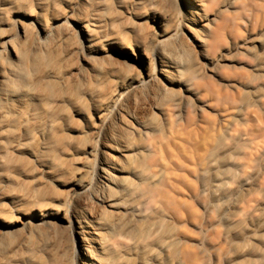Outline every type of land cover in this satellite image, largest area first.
<instances>
[{"label":"bare ground","instance_id":"obj_1","mask_svg":"<svg viewBox=\"0 0 264 264\" xmlns=\"http://www.w3.org/2000/svg\"><path fill=\"white\" fill-rule=\"evenodd\" d=\"M242 51L263 78L264 0H0V264H200L175 204L189 161L168 144L189 107L217 98L205 73ZM206 163L219 182L220 161ZM236 217L220 214L231 238L247 234Z\"/></svg>","mask_w":264,"mask_h":264},{"label":"rangeland","instance_id":"obj_2","mask_svg":"<svg viewBox=\"0 0 264 264\" xmlns=\"http://www.w3.org/2000/svg\"><path fill=\"white\" fill-rule=\"evenodd\" d=\"M153 29L158 33L157 26ZM178 32L182 33V28ZM110 33L104 31L106 35ZM236 33L240 37L238 42L251 34L246 26ZM232 57L222 67L205 73L217 100L207 95L189 107V123L184 119L178 121L168 144L174 163L189 161L186 165L189 171L177 173L175 204L178 209H188L185 212L188 217L185 215L178 225L191 232L200 264H230L227 257L231 250L248 241L259 250L251 256V262L264 264V77H261L263 72L253 71L256 63L250 53L242 51ZM80 63L79 58L74 60L75 65ZM139 69L144 81L147 72L142 67ZM252 75L257 76L256 81ZM250 78L253 82H249ZM228 97L238 99L241 113L224 103ZM248 104L257 106L258 117L248 119ZM210 158L219 160L220 169L226 171L219 180L225 183L226 196L217 197L212 186L219 182L207 179L205 164ZM222 212H238L233 223L242 224L247 234L238 238L227 235L232 226L221 220Z\"/></svg>","mask_w":264,"mask_h":264}]
</instances>
